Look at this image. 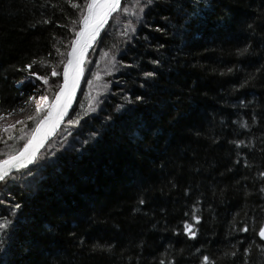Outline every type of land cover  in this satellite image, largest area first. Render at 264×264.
<instances>
[{
	"label": "trees",
	"instance_id": "16d2710c",
	"mask_svg": "<svg viewBox=\"0 0 264 264\" xmlns=\"http://www.w3.org/2000/svg\"><path fill=\"white\" fill-rule=\"evenodd\" d=\"M76 2L0 0V116L45 84L54 98L53 58L66 62L86 11ZM43 114L0 132V152L13 139L0 161ZM261 173L264 0H124L87 53L69 118L0 183V260L264 264Z\"/></svg>",
	"mask_w": 264,
	"mask_h": 264
},
{
	"label": "snow or ice",
	"instance_id": "6c2138e0",
	"mask_svg": "<svg viewBox=\"0 0 264 264\" xmlns=\"http://www.w3.org/2000/svg\"><path fill=\"white\" fill-rule=\"evenodd\" d=\"M119 3L120 0H87L85 4L86 11L82 12L79 21L80 30L75 33V38L71 41V51L67 53V61H61L64 66L63 83L59 85V91L55 94V101L50 106L45 105L42 107L46 97L41 96L39 98L36 103V113L39 115L46 109L45 115L39 120L36 128L33 129L32 138L24 145L19 155L10 157L6 161H0V180L5 178L6 169L20 166L23 160L28 159L32 155L29 151L30 147L34 142L38 143L37 137L42 141L44 136L48 135L57 126L59 120L67 113L82 73L80 65L83 54L90 43L96 38L108 16L119 7ZM149 3H151V0H149ZM72 6L76 7L75 4ZM73 23H76V21H73ZM25 67L30 68L31 65H26ZM30 75H35V73H30ZM52 75H56L55 70H53ZM145 75L150 76L152 73H145ZM37 79H44L45 83H47L46 77H37ZM136 99L139 100L140 97ZM29 119H32V117H29ZM261 175L264 176V173H261ZM261 191L264 192V189H261ZM16 207H19V205H16ZM4 226L0 225V227ZM190 227L188 226L189 229ZM242 230L247 231L246 228ZM190 234L192 236L195 235L194 232H190ZM258 235L261 239H264V227L260 228ZM204 260L207 261L208 257L205 256ZM0 264H4V261L0 260Z\"/></svg>",
	"mask_w": 264,
	"mask_h": 264
},
{
	"label": "rangeland",
	"instance_id": "374dc122",
	"mask_svg": "<svg viewBox=\"0 0 264 264\" xmlns=\"http://www.w3.org/2000/svg\"><path fill=\"white\" fill-rule=\"evenodd\" d=\"M86 1L87 0H77V2L75 3V5H76V9H77V13L76 14H78V12H79V10L80 9H82L81 7H83L84 5H85V3H86ZM128 2H130V0H128ZM132 6H134L132 3H130L129 5H128V7H126V11H125V13L127 12V13H133V14H135V16H137V15H139L138 13H136V8L137 7H132ZM122 10H123V12H124V7L122 8ZM118 11V10H117ZM116 11V12H117ZM115 14V13H114ZM69 30H70V35H69V37L67 38V42L66 43H64L65 44V48H67V46H68V43H69V40H70V38H71V36H73V34H74V31H73V29H68L67 30V35L69 34ZM63 55H64V51H61L60 52V54H59V56H60V58H56V59H54L53 58V60L55 61V63L52 65V69H51V75H52V72H53V70H56L57 69V66H58V63H60L61 62V60H63ZM57 61V62H56ZM84 75H85V73H84ZM84 80V79H83ZM92 80H94V78H90L89 80H88V83H87V85H86V88H88L89 90H91V87H92V85H93V82H92ZM47 83H48V81H47ZM82 85H83V82H82ZM81 88H82V86H81ZM48 90H49V85H47V84H45V87H41V88H39V90H37L36 92H35V94L31 97V99L26 103V104H24L20 109H18V110H16V111H14V112H11V113H8V114H4V115H2V116H0V132L3 130V129H6V128H9V127H11V126H13L14 124H16V123H19V122H21V121H23L24 119H26L27 121L28 120H30L29 119V117H32V119L34 118V117H37V116H39V115H37V113H36V103H37V101L39 100V98L41 97V96H45L46 97V100H44L43 101V104H42V107L43 106H45V104L48 102V105L50 106V104H51V101H52V99H51V94H49L48 93ZM81 90V89H80ZM57 93V92H56ZM92 93L93 94H95V90H93L92 91ZM78 96H79V94H78ZM78 96H77V98H76V101H77V99H78ZM95 99H96V97L95 96H92V98H91V102H93L94 104H95ZM76 101H75V104H76ZM47 105V104H46ZM47 105V106H48ZM45 112H46V109H45V111H42L41 113H44L43 115H45ZM40 113V114H41ZM67 120V119H66ZM65 120V121H66ZM65 121H63V123L65 122ZM62 123V124H63ZM62 126V125H61ZM61 128V127H60ZM35 129V128H34ZM25 134H27L26 133V131L24 132ZM32 133H33V131H32ZM32 133L29 135V138L28 139H30V137H31V135H32ZM7 139H9L7 136H4L3 137V140H1V142H3L4 140H6L7 141ZM16 140H17V138H16ZM18 142V141H17ZM27 142V141H26ZM25 142V143H26ZM13 143V139L9 142V145L7 144V142L4 144L3 143V145H2V149H1V151H3L4 150V152H0V157H3V156H5V155H7V154H9L10 152H11V150H10V145ZM24 143V144H25ZM48 143V142H47ZM46 143V144H47ZM24 144H23V146H24ZM22 146V147H23ZM46 146V145H45ZM21 147V148H22ZM21 148L16 152V153H14V154H11V155H9V156H7V157H5L3 160H1V161H4V160H6V159H9L10 157H12V156H14V155H16L17 153H19L20 152V150H21ZM11 175V174H10ZM8 177V176H7ZM6 177V178H7ZM5 178V179H6ZM4 179V180H5ZM3 180V181H4Z\"/></svg>",
	"mask_w": 264,
	"mask_h": 264
},
{
	"label": "water",
	"instance_id": "95a60500",
	"mask_svg": "<svg viewBox=\"0 0 264 264\" xmlns=\"http://www.w3.org/2000/svg\"><path fill=\"white\" fill-rule=\"evenodd\" d=\"M123 1H124V0H120L119 7L122 5V2H123ZM119 7H118V8H119ZM118 8H117L115 11H113V12L108 16L106 22L104 23L103 27L100 29V31H99V33L97 34L96 38L90 43V45L88 46V48L86 49V51H85L84 54H83L82 63H81V65H80V67L82 68V73H81V75H80L79 83H78V85H77V87H76L75 94L73 95L72 102H71V104H70V106H69V108H68V110H67V113L63 116V118H61V119L59 120V123L57 124V126H56L54 129H52V130L49 132L48 135L44 136V138L42 139V141L39 140V137H37V141H38V143H37V142H34L33 145L30 147L29 151L32 153V155L29 156L28 159L23 160V161H22V164H21L20 166H14V167H11L10 169H6L5 178H6L7 176H9L10 174L14 173V172H17V171L20 170V169L27 168V167H30L31 165H33V164L36 162L38 155H39V154L41 153V151L44 149L46 143L49 142L51 139H53V138L56 136V134H57L58 131L60 130V127H61L63 121H65L66 119L69 118V116H70V114H71V112H72V110H73V108H74V106H75V101H76V98H77V96H78V94H79V92H80V89H81V86H82V82H83V79H84L85 63H86V59H87V53H88V52L94 47V45L96 44V42H97L98 39L100 38L101 34L103 33V31L106 29V27H107V25H108V23H109L111 17L114 15V13H116V11L118 10ZM79 30H80V29H79ZM79 30H78V31H79ZM69 51H71V46H70L68 52H69ZM66 61H67V60H66ZM63 70H64V66H63V69H62V76H63ZM62 83H63V82H62ZM58 91H59V89H58ZM58 91H57V92H58ZM54 101H55V96H54V98H53L51 104H52ZM51 104H50V105H51ZM35 128H36V126H35ZM32 134H33V133H32ZM31 138H32V135H31L30 139H31ZM30 139H28L26 143H28V141H29ZM26 143H25V144H26ZM25 144H24V145H25ZM23 148H24V146L21 148V150H22ZM21 150H20V151H21ZM19 153H20V152H19ZM19 153H17V154L14 155V156H18ZM14 156H12V157H14ZM6 160H9V159H6ZM6 160H4V161H6ZM5 178H4V179H5ZM4 179H3V180H4ZM3 180H0V183H1Z\"/></svg>",
	"mask_w": 264,
	"mask_h": 264
},
{
	"label": "bare ground",
	"instance_id": "6f19581e",
	"mask_svg": "<svg viewBox=\"0 0 264 264\" xmlns=\"http://www.w3.org/2000/svg\"><path fill=\"white\" fill-rule=\"evenodd\" d=\"M123 3V2H122ZM80 29V28H79ZM44 116V115H43ZM32 166V165H31Z\"/></svg>",
	"mask_w": 264,
	"mask_h": 264
},
{
	"label": "built area",
	"instance_id": "2783aa9c",
	"mask_svg": "<svg viewBox=\"0 0 264 264\" xmlns=\"http://www.w3.org/2000/svg\"><path fill=\"white\" fill-rule=\"evenodd\" d=\"M46 105V104H45Z\"/></svg>",
	"mask_w": 264,
	"mask_h": 264
}]
</instances>
